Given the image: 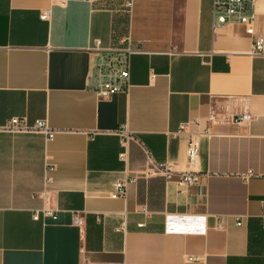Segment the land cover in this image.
I'll return each mask as SVG.
<instances>
[{
  "label": "crops",
  "instance_id": "crops-1",
  "mask_svg": "<svg viewBox=\"0 0 264 264\" xmlns=\"http://www.w3.org/2000/svg\"><path fill=\"white\" fill-rule=\"evenodd\" d=\"M125 3L0 0V125L26 116L56 130L51 141L0 130V264H264V55L250 53L264 37V0L253 32L214 26L213 0ZM127 35L143 49L129 55L130 86L101 97L89 78L96 40L104 54ZM211 108L219 118L190 163L178 126L205 125ZM245 112L251 120L234 122ZM123 128L134 135L127 162ZM145 149L198 182L142 175ZM128 176L138 178L126 197H110ZM44 207L57 217L35 220Z\"/></svg>",
  "mask_w": 264,
  "mask_h": 264
},
{
  "label": "built area",
  "instance_id": "built-area-1",
  "mask_svg": "<svg viewBox=\"0 0 264 264\" xmlns=\"http://www.w3.org/2000/svg\"><path fill=\"white\" fill-rule=\"evenodd\" d=\"M255 0H213L212 13L213 24L219 26L230 22H240L248 27L250 32H253L255 23V13L253 10ZM133 0H126V9L129 12L132 8ZM50 16V10L41 12L40 17L47 20ZM122 46L119 48H110L106 53H100L99 41L96 40L94 51L98 56L97 62L94 64V70L91 71L89 78H95L92 87L101 97H107L114 93L126 92L130 86V65L129 55L132 53L143 52L140 45H133L129 35L122 40ZM250 53L253 55H264V37L256 35L251 45ZM153 76V74H152ZM219 114L214 108H211L207 113L206 124L201 126L198 119H189L182 122L178 126V132L188 134V142L186 145V155L190 163L195 162L199 154V137L201 135L212 134L211 123L218 120ZM250 113L245 112L233 118L234 122L241 123L251 120ZM193 127H198L199 131H193ZM0 130L9 132H37L46 136L47 140H53L56 130L52 128L47 120L35 119L30 121L26 116H13L0 125ZM122 135V144L124 150L119 153V158L123 162H127L128 150L126 144L134 135L128 132L125 128L120 131ZM146 150L148 156V166L142 170L144 176L163 175L166 179L177 178L178 182L186 185H193L198 182L199 174L195 171H174L165 162H156L150 151ZM55 165L50 161L49 156L45 160L44 185L47 187L53 180L51 173L54 171ZM137 176H128L127 178L119 179L114 182V188L110 192L112 198H125L128 191V185L136 181ZM48 189L45 188L41 193V197L47 200ZM53 216L56 218L53 210L49 207H44L42 210H36L33 214L35 220L41 215ZM73 223L79 227L84 225V216L81 211L76 210L73 213ZM241 224V220L236 223ZM90 264H123L120 262L97 261Z\"/></svg>",
  "mask_w": 264,
  "mask_h": 264
}]
</instances>
